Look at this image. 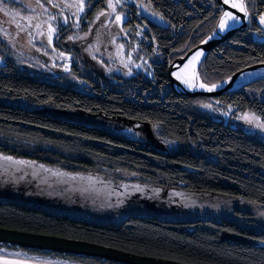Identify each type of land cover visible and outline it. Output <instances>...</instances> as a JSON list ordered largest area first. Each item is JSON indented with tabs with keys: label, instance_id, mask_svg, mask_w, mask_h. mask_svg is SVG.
Listing matches in <instances>:
<instances>
[{
	"label": "trees",
	"instance_id": "1",
	"mask_svg": "<svg viewBox=\"0 0 264 264\" xmlns=\"http://www.w3.org/2000/svg\"><path fill=\"white\" fill-rule=\"evenodd\" d=\"M136 1L167 23H152L134 6L126 12L130 39L157 57L150 61L149 77L97 78L79 91L65 77L43 78L21 68L0 42V156L36 165L0 159V229L176 264H264V231L255 229L264 227V141L213 120L197 108L202 97L178 96L168 88L167 59L188 40L212 31L219 10L211 21L208 13L215 0ZM89 2L84 24L106 0ZM245 6L250 13L264 12L261 0L252 5L245 0ZM253 26L209 51L199 75L219 83L264 61V42L252 38ZM216 100L264 118V78ZM18 101L148 123L174 146L159 151L138 137L41 113ZM143 206L144 214L122 217ZM0 250L71 264H128L5 243Z\"/></svg>",
	"mask_w": 264,
	"mask_h": 264
},
{
	"label": "rangeland",
	"instance_id": "2",
	"mask_svg": "<svg viewBox=\"0 0 264 264\" xmlns=\"http://www.w3.org/2000/svg\"><path fill=\"white\" fill-rule=\"evenodd\" d=\"M89 1L91 0H85V10L88 8V6H91V2ZM6 2L8 8L11 11L19 13L21 16H40L41 19L46 18L41 15L43 10L39 8L38 5H36L35 0H6ZM42 2L45 4V7L49 9L50 13L57 15L56 21H52L53 26L56 27L57 30L53 35L51 43H49L47 38V25H44L42 29L44 31V35H39L33 28L29 29V32L32 33V35L29 36L27 32H18L15 28V24L11 22L10 17H5L3 13H0V26L7 29V31L11 34L9 36H4L3 33H0V42L4 45L6 53L11 55L21 68L43 78L60 76L65 77L70 82L71 87L79 91H85L86 87H88L87 82L91 80L95 81L97 80V78L104 79V81H110L111 79H113V76L131 77L138 73L146 77L150 76V61L156 60L157 57H155L152 53H147L145 49L140 50L136 40L132 41L128 36V29H124V22L128 20V15H126V12L129 11L128 7L131 6H134V10L137 12V15L146 18L152 23L159 26L167 25L164 19H161L158 15H152L153 11L151 7L146 3L136 0H119V3L116 4V11L113 12L111 8H108V0H106L105 8L103 9V11H105L109 15L100 16L99 20H97V13L89 24H84L82 15L85 11L82 13H77V15L81 17V19H79V26L77 27L75 26L76 17L73 16V13L77 12L75 5L79 3V0H56L57 3H61V8H52L51 5L47 3V0H42ZM113 2L115 3V0H113ZM93 3V5H96L97 0H93ZM69 4H72L74 6L69 8L67 7V5ZM142 4L145 7H141L140 5ZM33 9H35V11H33ZM215 9L219 10V16L217 17V19L216 17L213 19ZM222 13L223 11L221 7L216 4L215 0V2L212 4L211 10L208 13L209 20L211 21L213 19L215 21L212 31H210L208 35L204 34L203 36H201V39L199 38L200 40H188L185 45L181 46V49H178L176 52H174L172 56L170 55V59H167L168 67L174 61L184 58L197 46L202 45L205 41H207L208 38L214 33V31L217 30V24ZM116 15H119L121 17V21L115 20ZM258 15L259 14H257V16ZM65 16L69 18L68 25H63V19ZM17 20H19V16L17 17ZM21 22L27 23V21ZM253 24L257 25V27L259 26L256 21H254ZM253 24L251 26L255 27L253 26ZM61 25L63 26L61 27ZM84 26L86 30L82 31V28ZM205 26L207 27V24ZM247 26L245 27V29L247 28ZM69 36H72L73 39L69 40ZM252 38L256 41L264 42V36H260L256 31L252 33ZM10 40H13L14 43H9ZM29 40H31L32 42L29 43ZM61 53H63V55H61ZM1 62L2 61L0 60V63ZM201 63L202 61L200 62V64ZM255 64H260V62ZM125 65H127V67H125ZM136 65H140V67L137 68ZM199 66L197 69L198 75ZM129 72H131L132 74L128 75L127 73ZM200 75L199 77L202 78L203 81H205H202V83L206 85H219L231 78L233 74L219 83L214 82V80H208L209 82H207V76ZM168 88L170 90V85ZM202 99L203 100L197 104V108L208 113L213 120L221 121L234 127H239L244 132L251 133L264 141V132H261L259 129L254 128L251 125L246 124L243 120L239 119V117L243 116L245 113L252 112H235L232 106L221 104L216 100V97H202ZM16 104L25 105L41 113L55 115L62 118L79 121L85 124L98 126L111 132L118 131L128 136L138 137L141 138L142 141L150 144L152 147L156 148L159 151L167 152L172 146H174V143L172 142L161 140L157 135L156 127L148 123L128 121L119 117H107L103 113L93 114L81 110H61L49 104L33 105L28 104L25 101H18L16 102ZM204 105H210L211 107H204ZM229 109H231V111H229ZM225 112H227L228 115H225ZM49 179L56 180V178L54 177H49ZM75 183L73 184L75 185ZM69 184L71 183L69 182ZM146 211L147 208L143 206L142 211H133V209H131L129 210V212H123L122 217L127 216L130 213L144 214ZM255 229L258 231H264V227L260 226H257ZM224 237L230 240H238L237 237L231 235H224ZM0 243L26 247L16 242L0 240ZM97 247L117 251L102 246ZM61 252L74 253L77 255H89L78 252ZM0 255L28 260L30 262L40 264H71L64 261L35 258L19 251L12 253L0 250Z\"/></svg>",
	"mask_w": 264,
	"mask_h": 264
},
{
	"label": "water",
	"instance_id": "3",
	"mask_svg": "<svg viewBox=\"0 0 264 264\" xmlns=\"http://www.w3.org/2000/svg\"><path fill=\"white\" fill-rule=\"evenodd\" d=\"M216 4L221 7L223 13H224V10H228L234 13V8H231L228 5L224 4L221 0H216ZM235 15H237L238 17H241V22L237 23L235 28H231L225 33L220 34V35H217V34L213 35L214 33H217L215 30L214 33L211 35L213 37L212 39L208 38V40L204 42L202 45L197 46L195 49L189 52L184 58L174 61L168 67L167 74H168V82L170 85L171 92L175 93L178 96H187L190 98H197V97H207V98L216 97L218 98L228 92H233V91H237L239 89L245 88L252 82L264 78V75L252 77L250 80L244 83H241L239 86H235L236 79L243 71L245 70L253 71L257 69L264 70V63H260V64H255V65H252V66H249L242 70L237 71L231 76V78L221 83L222 86L219 89L211 91V92L202 91V90L187 92V91H183L182 89H177L175 87L176 82L170 75V72L173 70L174 67L182 63L187 57H190L191 55L196 54V53H200L201 55L200 62H201L203 58L205 57V55L209 51H211L213 48L230 40L235 34L241 33L244 31L245 27L247 26V18L243 17V13L235 14ZM199 65L200 63H198L194 69V74L196 76H197V69ZM75 122L82 123L79 121H75ZM86 125H89V124H86ZM90 126H94V125H90ZM140 141L144 142L141 140V138H140ZM0 240L8 241V242H16V243H19L26 247H31V248L84 253V254L98 256V257H102L106 259L115 260V261L125 262L128 264H176V263L165 261V260L133 256V255L117 252V251L99 248L97 246H93V245L85 244L81 242L23 234V233L4 230V229H0Z\"/></svg>",
	"mask_w": 264,
	"mask_h": 264
},
{
	"label": "snow or ice",
	"instance_id": "4",
	"mask_svg": "<svg viewBox=\"0 0 264 264\" xmlns=\"http://www.w3.org/2000/svg\"><path fill=\"white\" fill-rule=\"evenodd\" d=\"M261 2L264 3V0H261ZM35 3H36V5L39 6V8H41L43 10L41 15L46 17L45 19H41L40 16H36V17L21 16L19 13L13 12L8 8L6 0H0V13H3V15L5 17H10L11 22L15 24V28L18 32H27L29 34V36L32 35V33L29 32V29H33V28L37 31V33L39 35H44V31L42 29H43L44 25H47V31H48V37L47 38H48L49 43H51L52 39H53V35L55 34V32L57 30L56 27L53 26L52 21H56L57 15L50 13L49 9L47 7H45V4L42 2V0H35ZM47 3L50 4L52 8H61V3H57L56 0H47ZM117 3H119V0H115V3L113 2V0H108L107 6H108V8H111L113 10V12H115ZM223 3L229 4V6L231 8H236L239 12L243 13V17L247 18V23L249 25H252L254 23V21H256L259 25L255 29L256 32L260 36H264V13H260L257 16V13H256L254 8L252 9V11L250 13L249 8L246 7L244 4V0H240L239 3L230 2V0H223ZM253 3H254V0H249V5H252ZM73 6L74 5H72V4L67 5V7H69V8H71ZM140 6L145 7L143 4ZM75 7L77 9V12L73 13V16L76 17L75 26L78 27L79 26V19H81V17H79L77 15V13H82L85 11V7H86L85 0H79V3L76 4ZM33 11H35V9H33ZM107 15H109V14L102 10L98 13L96 19L99 20L100 16H107ZM152 15L155 16V15H157V13L153 12ZM18 16H19V20H17ZM160 18L163 19V16H161ZM115 20L121 21V17L119 15H116ZM21 21H27V23H22ZM229 21H231V23H229ZM240 22H241V17H238L237 15H235L234 13H232L228 10H224V15L221 18V21H220L218 27H219V30L221 32H223L227 29L235 28L236 24L240 23ZM68 23H69V18L67 16H65L63 19V25H68ZM63 25H61V27ZM122 31H123V29H122ZM0 33H3L4 36L11 35L7 31V29L3 28L2 26H0ZM213 35H216V33H214ZM212 38H213L212 36L209 37V39H212ZM68 39L71 40V39H73V37L69 36ZM31 42L32 41L29 40V43H31ZM9 43H14V41L10 40ZM61 55H63V53H61ZM197 55H200V53H197ZM194 58L195 57H193V59ZM260 62L264 63V61H260ZM186 66L187 65H185V67ZM125 67H127V65H125ZM136 67L139 68L140 65H136ZM127 74L131 75L132 73L129 72ZM250 75H252V74H250ZM177 79H180V77L177 76ZM185 83H187V82L185 81ZM188 86L190 88L195 87L192 84H189ZM200 87L206 88L207 91L211 92L220 86H218L216 84L206 85L204 83H201ZM204 107H211V106L210 105H204ZM229 111H231V109H229ZM224 114L228 115L227 112H225ZM239 119L243 120L246 124L251 125L252 127L259 129L261 132H264V118H261L260 116H257L254 113H245L243 116H240ZM0 159H3L5 161H9L13 165L32 167L34 169L36 168L34 161L15 160L11 156H0ZM39 168L43 169L44 171H50L49 169H44L43 165H40ZM17 170H20V168L18 167ZM53 175L65 176L67 174L62 173V172H53ZM70 178L73 180L77 179V177H75V176H71ZM79 178L85 179V177H79ZM87 179L89 181L93 180V178L90 176L87 177ZM120 203H122V201Z\"/></svg>",
	"mask_w": 264,
	"mask_h": 264
},
{
	"label": "bare ground",
	"instance_id": "5",
	"mask_svg": "<svg viewBox=\"0 0 264 264\" xmlns=\"http://www.w3.org/2000/svg\"><path fill=\"white\" fill-rule=\"evenodd\" d=\"M222 2H223V0H222ZM230 2L239 3L240 0H230ZM226 5L229 6V4H226ZM234 13L235 14H241V12H239L236 8H234ZM223 15H224V13L221 15L219 22L217 24V30H216L217 35L223 34L229 30V29H227L223 32H221L219 30L218 25H219ZM229 23H231V21H229ZM200 56L201 55H197V53H196V54L191 55L190 57H187L180 65L174 67L173 70L170 72L171 77L176 82L175 87L177 89H182L183 91H187V92H193L196 90L207 91L206 88L200 87V84L202 83V81L200 80L198 73H197V76L194 74L195 67L197 66L198 63H200ZM193 57H195V58L193 59ZM185 65H187V66L185 67ZM250 74H252V75H250ZM261 75H264V70H261V69H257V70H253V71L245 70L236 79L235 86H239L241 83H244V82L250 80L252 77H257V76H261ZM177 76H179L180 79H177ZM185 81L187 83H185ZM189 84H192L195 87L190 88L188 86ZM218 86L221 87L222 84L218 85ZM220 87H217L215 90L219 89ZM0 264H40V263H33V262L28 261V260H23V259H19V258L0 255ZM41 264H43V263H41Z\"/></svg>",
	"mask_w": 264,
	"mask_h": 264
}]
</instances>
